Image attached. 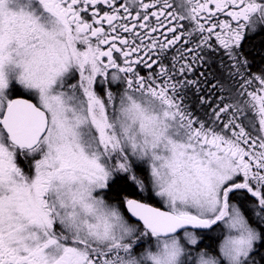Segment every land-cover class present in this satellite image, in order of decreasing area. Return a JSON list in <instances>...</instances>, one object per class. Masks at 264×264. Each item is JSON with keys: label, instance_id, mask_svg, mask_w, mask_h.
<instances>
[{"label": "snow or ice", "instance_id": "6c2138e0", "mask_svg": "<svg viewBox=\"0 0 264 264\" xmlns=\"http://www.w3.org/2000/svg\"><path fill=\"white\" fill-rule=\"evenodd\" d=\"M0 264H264V0H0Z\"/></svg>", "mask_w": 264, "mask_h": 264}]
</instances>
